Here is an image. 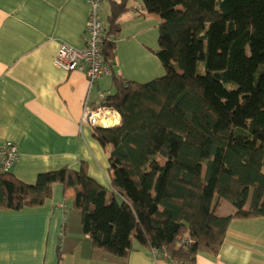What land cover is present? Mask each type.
I'll return each instance as SVG.
<instances>
[{"label":"trees","instance_id":"trees-1","mask_svg":"<svg viewBox=\"0 0 264 264\" xmlns=\"http://www.w3.org/2000/svg\"><path fill=\"white\" fill-rule=\"evenodd\" d=\"M107 4L101 52L112 71L134 11L161 17L156 56L166 70L144 84L112 75L114 93L102 105L121 122L92 127L108 153L112 189L85 163L40 174L33 185L0 172V214L42 208L61 184L74 191V212L94 249L121 263L134 241L172 263L216 257L234 220L264 219V0ZM223 202L233 215L219 214Z\"/></svg>","mask_w":264,"mask_h":264},{"label":"crops","instance_id":"crops-1","mask_svg":"<svg viewBox=\"0 0 264 264\" xmlns=\"http://www.w3.org/2000/svg\"><path fill=\"white\" fill-rule=\"evenodd\" d=\"M88 16L87 0H0V147H19L10 172L25 184L63 168L79 171L85 163L89 176L111 190L107 150L82 123L85 105L97 107L101 94L114 93L112 75L144 84L166 74L156 56L162 19L136 11L125 16L110 78L90 89L85 74L55 67L60 45L85 46ZM73 196L55 184L42 208L0 214V264H171L135 241L126 263L94 249ZM234 213L222 203L221 216ZM196 264H264V219L234 220L219 255Z\"/></svg>","mask_w":264,"mask_h":264},{"label":"built area","instance_id":"built-area-1","mask_svg":"<svg viewBox=\"0 0 264 264\" xmlns=\"http://www.w3.org/2000/svg\"><path fill=\"white\" fill-rule=\"evenodd\" d=\"M89 4V16L84 37L85 46L81 49L68 44H62L58 48L53 64L55 67L66 71H78L87 76L89 87L92 89L99 80L112 75V65L106 63L101 52V44L105 40L104 22L101 17L103 0H87ZM106 97L100 95L101 104L97 107L85 105L83 124L92 127L111 128L116 125L114 117L116 111L103 106ZM19 159V147L14 143H5L0 147V172H9L13 169ZM153 256H164L167 259L169 254L152 250ZM180 264V263H172Z\"/></svg>","mask_w":264,"mask_h":264},{"label":"rangeland","instance_id":"rangeland-1","mask_svg":"<svg viewBox=\"0 0 264 264\" xmlns=\"http://www.w3.org/2000/svg\"><path fill=\"white\" fill-rule=\"evenodd\" d=\"M135 6L139 9L140 8V3L139 2H135ZM103 9V13H101V17H102V20H103V22L105 23V21H106V18H107V15H108V10H109V6H108V4H107V0L104 2V7L102 8ZM101 9V10H102ZM201 71H200V73L201 74H205L204 72V70H203V66H201ZM108 78H110L109 76H108ZM110 80L111 79H108V81L110 82ZM162 161V157H158V163H160ZM226 204H228V205H231V204H229L228 202H226ZM232 206V205H231ZM204 256H206V257H212V256H209V255H207V254H199L198 255V258L199 257H204ZM197 258V259H198Z\"/></svg>","mask_w":264,"mask_h":264},{"label":"bare ground","instance_id":"bare-ground-1","mask_svg":"<svg viewBox=\"0 0 264 264\" xmlns=\"http://www.w3.org/2000/svg\"><path fill=\"white\" fill-rule=\"evenodd\" d=\"M112 118V117H111ZM115 123H119V120H120V116L119 115H115Z\"/></svg>","mask_w":264,"mask_h":264},{"label":"clouds","instance_id":"clouds-1","mask_svg":"<svg viewBox=\"0 0 264 264\" xmlns=\"http://www.w3.org/2000/svg\"><path fill=\"white\" fill-rule=\"evenodd\" d=\"M112 74H113V71H112ZM117 113V112H116ZM118 114V113H117ZM116 126V125H115ZM10 172V171H9ZM152 251V250H151ZM169 259V258H168ZM170 260V259H169ZM171 262V261H170ZM171 264H172V262H171Z\"/></svg>","mask_w":264,"mask_h":264}]
</instances>
